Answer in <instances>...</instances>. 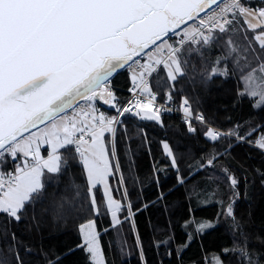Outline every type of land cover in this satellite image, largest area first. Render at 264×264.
I'll return each mask as SVG.
<instances>
[{
  "label": "snow or ice",
  "instance_id": "6c2138e0",
  "mask_svg": "<svg viewBox=\"0 0 264 264\" xmlns=\"http://www.w3.org/2000/svg\"><path fill=\"white\" fill-rule=\"evenodd\" d=\"M222 2L0 0V217L6 218L8 223L12 220L19 222L47 187L42 179L45 173L59 180L75 169L80 173L81 182L77 184L73 178L70 183L77 200L81 198V189L86 190L87 195L83 199H90L89 211L97 216L109 215L112 227L122 220H131L134 213L130 195L125 192L123 199L128 202L122 203L113 198L109 186V178L121 172L115 144L116 126L123 123L121 118L125 114L162 123V109L155 107L157 95L145 77L151 78L153 73H157L155 79L159 81L166 73L174 90L178 77L185 74L179 58L184 44L208 46L221 39L214 35V31L218 29L225 33L230 30L226 27L231 22L229 13L239 12L251 17L245 23L252 31L264 29V8L250 11L242 6L241 0H228L219 12L200 17V13ZM189 21L193 26L181 29V25H187ZM177 29L183 33L179 47L168 42L169 33L176 35ZM255 40L264 49V31L257 34ZM152 46H156L154 51H145ZM238 51L233 47L228 56L235 61L234 71L241 74L244 86L239 94L249 97L254 108H264V63L256 70L250 61L240 64L233 55ZM142 54L147 57V62L134 60ZM227 59L224 58L223 70L219 67L220 60L217 61L213 76L229 75ZM129 61L139 65L132 79L140 91L134 95L146 99L137 98L134 104L129 101V106H125L117 100L109 81ZM77 97L89 102L90 111L81 109L73 118L60 116ZM167 99L172 100L171 91ZM97 100L115 109L116 115L97 114L94 104ZM181 108L188 133L198 134L193 126L195 119L205 125L207 141L215 142L223 135H235L237 140L250 142L248 138L252 132L244 136L232 130L224 133L209 125L202 115L194 117L187 98L183 99ZM39 125L45 127L30 131ZM106 133L111 134V141L106 140ZM108 143L112 145L110 151ZM253 146L264 152V132ZM162 147L171 158L172 167H177L176 156L169 144L162 142ZM42 148L47 151L46 158L42 156ZM218 157L219 154H210L207 165L198 162L200 168L213 166ZM9 162L15 165L14 173L4 171V165ZM230 180L231 189L236 190L238 180L235 177H230ZM118 183L126 184L123 177ZM101 188L103 205L97 195ZM235 195H238L237 191L230 192V199ZM60 207L63 209L64 205ZM225 209V215L233 218V227L239 228L233 202L227 203ZM70 210H75V204H71ZM125 211L128 215L122 217L120 214ZM206 227L213 225L199 224L197 231L201 232ZM80 232L82 244L78 247L88 253L90 264H106L96 224L89 221L81 226ZM12 235L14 240L15 234ZM167 243L156 241L155 246L159 248ZM138 244L141 264H147L142 242L138 241ZM224 251L225 254L231 252L238 264H264V254L251 251L247 238L243 245L236 244ZM11 259L0 255V264H11ZM14 259L16 264H23L18 249ZM216 264H221L219 258Z\"/></svg>",
  "mask_w": 264,
  "mask_h": 264
},
{
  "label": "trees",
  "instance_id": "16d2710c",
  "mask_svg": "<svg viewBox=\"0 0 264 264\" xmlns=\"http://www.w3.org/2000/svg\"><path fill=\"white\" fill-rule=\"evenodd\" d=\"M242 5L255 9L264 2L251 0ZM228 15L231 22L226 27L230 30L214 31L221 39L208 46L184 44L179 58L185 74L178 77L174 90L166 73L159 81L153 73L150 84L160 95L171 91L179 102L187 98L194 117L202 115L209 125L224 133L232 130L244 136L252 132L250 142L237 140L235 135L207 141L204 124L193 121L198 134L188 133L187 126L174 114H163L159 124L125 114L115 134L121 172L111 177L110 188L113 198L122 203L128 202L123 199L124 193L130 195L132 219L112 227L109 215L97 216L89 211L90 199H83L86 190L81 189L77 200L70 183L73 178L77 184L81 182L78 170L59 180L45 173L42 179L47 187L19 222L8 223L0 217V255L11 257V264H16L17 249L23 264H90L88 253L78 247L82 244L80 227L89 221H94L100 234L106 264H141L138 241L142 242L147 264H207L212 254L219 255L222 264H238L237 258L224 250L243 245L245 238L251 251L264 254V152L253 146L264 132V108H254L249 97L239 94L244 86L241 74L234 71L235 61L228 56L235 47L239 51L233 55L240 64L250 61L254 70L258 69L264 63V49L255 40L261 29L250 30L239 12ZM180 30L168 41L177 47L183 34ZM225 57L229 75L213 76L218 60L223 70ZM109 82L123 104L132 88L129 73L122 68ZM98 108L107 116L116 115L115 109ZM106 140H112L111 134L106 133ZM162 142L173 150L177 167H172ZM107 147L110 151L111 143ZM210 154H219L214 165L200 168L198 162L207 165ZM4 171L14 172L15 165L9 162ZM121 177L125 185L118 183ZM230 177L238 180L236 190L231 189ZM232 191L238 195L230 199ZM102 192L101 188L97 193L101 205ZM229 202H233L239 228L233 227V218L225 215ZM71 204H75V210H70ZM120 215L128 214L125 211ZM209 222L213 227L197 231V225ZM156 241L168 243L157 248Z\"/></svg>",
  "mask_w": 264,
  "mask_h": 264
},
{
  "label": "built area",
  "instance_id": "2783aa9c",
  "mask_svg": "<svg viewBox=\"0 0 264 264\" xmlns=\"http://www.w3.org/2000/svg\"><path fill=\"white\" fill-rule=\"evenodd\" d=\"M245 1H251V0H241V3L245 2ZM227 2H228V0H225L224 4L227 3ZM224 4L223 5L219 4L218 6L212 7L211 9H209L208 11H206L201 17L206 18V15L207 14H211L213 12H219V9L220 8H223L225 6ZM260 9H262V7ZM137 69H138V66L135 63H131V64L127 65V67H126V70L129 71V72H131V71H136L137 72ZM145 78L146 79H149V77H147V76ZM109 87L112 88L111 85H110V83H109ZM139 91L140 90L138 88H136L135 85H133V88L129 92V94L127 96V99L123 103V105L129 106V104H128L129 101H131L134 104L135 103V100L137 98H139L141 100H145L146 98L143 97V96L137 97V96L134 95V93H138ZM154 93L157 95V100L155 102V107H158V108H161L162 109L161 112H160V115L161 116L163 114H174V115H178L181 118V121L187 126V124L184 122V114H183V111H182V108H181V105H182L183 101L179 102V101L175 100L173 97H172V100L169 101L167 99L168 94L160 95L157 92H154ZM189 106H190V104H189ZM83 108H86V104L85 103L83 104ZM164 109H167V110H164ZM193 121H196V122L200 123V121L195 120V119H193Z\"/></svg>",
  "mask_w": 264,
  "mask_h": 264
},
{
  "label": "rangeland",
  "instance_id": "374dc122",
  "mask_svg": "<svg viewBox=\"0 0 264 264\" xmlns=\"http://www.w3.org/2000/svg\"><path fill=\"white\" fill-rule=\"evenodd\" d=\"M260 1H263V2H264V0H260ZM224 5H225V4H224ZM196 23H197V21H196ZM262 23H264V21H262ZM192 26H193V22H192L191 24H188V25L184 26L182 29H187V28H190V27H192ZM262 31H264V29H261V31H259L257 34H260ZM179 33H182V31L180 30ZM257 34H256V35H257ZM155 47H156V46H153L151 49H149V50L146 51V52L154 51V50H155ZM140 58H141V59H138L137 61H140V62H142V63H143V62H147V57L144 56L143 54H142V56H141ZM136 65L139 67L138 64H136ZM134 74H137V72H136V71H131L130 74H129V77H130V80L132 81V83H133V79H132V77H133ZM85 102L87 103V107H86V108H83L82 105H81V103H80L79 105L72 107L71 109H69V110L66 111L65 113L61 114L60 116H65V115H66V116H68L69 118H73V117H74V114L77 113V112H80L81 109H83L84 111H90V109L88 108V104H89V102H87V101H85ZM94 104H95V107H96V103H95V102H94ZM96 111H97V109H96ZM97 114H99V112H97ZM48 123H49V122H46V124H48ZM44 127H45V125H40V126H38V128L33 129V130H31V131L36 132V131H38L40 128H44ZM25 135H28V133L25 134ZM42 156H44L45 158H46V156H47V151H46L44 148H42ZM20 159L22 160L23 157H20ZM111 183H112V178L110 177V178H109V186H111ZM93 222H94V221H93ZM87 223H88V222H87ZM87 223H85L84 225H87ZM209 223H211L212 225H214L212 222H209ZM84 225H82V226H84ZM80 228H81V227H80ZM80 234H81V232H80ZM81 237H82V234H81ZM217 258H219L220 261H221L220 256L217 255V254H212V255L208 256L207 264H216ZM221 264H222V263H221Z\"/></svg>",
  "mask_w": 264,
  "mask_h": 264
},
{
  "label": "water",
  "instance_id": "95a60500",
  "mask_svg": "<svg viewBox=\"0 0 264 264\" xmlns=\"http://www.w3.org/2000/svg\"><path fill=\"white\" fill-rule=\"evenodd\" d=\"M207 10H208V9H207ZM207 10H206V11H207ZM203 13H204V12L200 13V16H201ZM190 23H192V22L189 21L188 24H190ZM188 24H187V25H188ZM184 26H186V25H181V28H183ZM178 30H180V29H177L176 31H178ZM171 34H172V33H169V36H170ZM158 43H159V41L157 42V44H158ZM152 47H153V46H152ZM152 47H151V48H152ZM151 48H150V49H151ZM148 50H149V49H146L145 51H148ZM139 57H140V56H139ZM135 58H138V57H134V59H135ZM129 62H131V61H129ZM129 62H128V63H129ZM128 63H127V64H128ZM127 64H126V65H127ZM124 67H125V66H124ZM119 70H121V69H119ZM119 70H118V71H119ZM81 100H83V99L77 97L75 100H73V102H72V106L66 108V109L64 110V112L60 113L59 115L65 113L66 111H68L69 109H71L72 107H74L75 105H77V103H79ZM95 103H97L98 105H100V106H101L103 109H105V110H108V109L111 108L109 105L104 104L102 101H98V100H97V101H95ZM39 126H40V125H39ZM31 130H33V129H31ZM31 130H30V131H31ZM25 134H27V133H25Z\"/></svg>",
  "mask_w": 264,
  "mask_h": 264
},
{
  "label": "crops",
  "instance_id": "0c3cea01",
  "mask_svg": "<svg viewBox=\"0 0 264 264\" xmlns=\"http://www.w3.org/2000/svg\"><path fill=\"white\" fill-rule=\"evenodd\" d=\"M246 7V6H245ZM250 11H256V9H254V8H250V7H247ZM239 15L241 16V18H242V20L245 22V20L246 19H251V17H248V16H245V15H241L240 13H239ZM253 22H255V21H253ZM247 25V24H246ZM248 26V25H247ZM257 29H261V28H257Z\"/></svg>",
  "mask_w": 264,
  "mask_h": 264
}]
</instances>
